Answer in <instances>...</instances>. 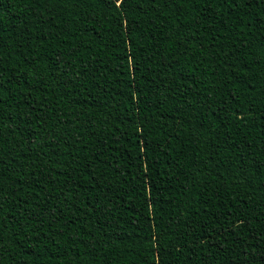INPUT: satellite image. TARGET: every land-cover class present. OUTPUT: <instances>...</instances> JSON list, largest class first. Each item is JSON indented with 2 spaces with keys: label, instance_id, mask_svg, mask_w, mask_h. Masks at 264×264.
I'll return each instance as SVG.
<instances>
[{
  "label": "trees",
  "instance_id": "trees-1",
  "mask_svg": "<svg viewBox=\"0 0 264 264\" xmlns=\"http://www.w3.org/2000/svg\"><path fill=\"white\" fill-rule=\"evenodd\" d=\"M0 264H264V0H0Z\"/></svg>",
  "mask_w": 264,
  "mask_h": 264
}]
</instances>
